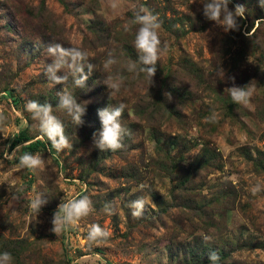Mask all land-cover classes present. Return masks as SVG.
Listing matches in <instances>:
<instances>
[{
    "label": "rangeland",
    "instance_id": "obj_1",
    "mask_svg": "<svg viewBox=\"0 0 264 264\" xmlns=\"http://www.w3.org/2000/svg\"><path fill=\"white\" fill-rule=\"evenodd\" d=\"M203 2L0 0V253L13 264H209V249L225 256L218 264H264V7L230 0V10L246 12L238 30L225 32L204 17ZM146 14L157 17L167 48L152 85L127 70L142 67L134 40L136 17ZM55 43L87 53L94 70L85 69L83 88L71 77L51 84L47 48ZM109 53L117 63L105 69ZM107 77L119 79L118 92L110 95ZM249 85L245 105L226 90ZM63 89L85 106L83 125L57 108ZM31 100L53 107L69 147L47 145L26 110ZM121 104L124 147L101 151L97 110ZM24 153L43 164L20 167ZM37 195L47 200L38 214L30 208ZM84 196L90 214L56 235L58 206ZM94 224L108 232L102 241L88 240Z\"/></svg>",
    "mask_w": 264,
    "mask_h": 264
},
{
    "label": "clouds",
    "instance_id": "obj_2",
    "mask_svg": "<svg viewBox=\"0 0 264 264\" xmlns=\"http://www.w3.org/2000/svg\"><path fill=\"white\" fill-rule=\"evenodd\" d=\"M230 0H204L203 15L204 17L216 25L223 28L225 32L238 30L240 25L238 18L242 17L246 12L243 5H235L234 10L229 9ZM261 6L264 7V0ZM136 23L140 26L135 34L134 47L138 53V63L142 67L137 68V62H130L127 65L129 72H143L146 74L150 85L153 84V78L157 71V64L160 57L167 52L166 46H162L159 37L160 23L156 16L146 14L136 17ZM47 53L50 57V63L47 64L45 73L48 79L54 85H63L69 78H73V83L77 88H83L88 79L85 74L94 70V65L87 62L88 55L76 47H64L59 43L49 45ZM117 60L109 53V58L105 61V69L116 64ZM215 76L221 80L225 77L223 68L215 69ZM234 81V77H231ZM105 85L110 91L118 92L121 82L118 78L107 77L104 80ZM234 103L245 105L249 102L252 95V89L249 86L237 87L233 86L226 89ZM58 106L64 111L72 121L80 126L84 121L82 117L85 115L86 108L78 103L77 99L68 91L62 90L57 93ZM26 110L32 114V118L38 121L41 132L51 142V146L57 151H61L69 147V141L64 134L63 123L53 114V107L50 104H41L31 100L26 104ZM124 111V105H118L112 108H103L97 110V115L101 123V129L93 133V143L96 148L101 151H116L124 147L122 140L127 134V129L122 125L121 117ZM3 119V117H0ZM43 164L42 159L30 153H24L19 157V166L35 171ZM259 191V186L254 189ZM47 203L42 196L37 195L30 204L32 211L39 213L41 207ZM144 200L142 198L133 201L131 208L132 215L139 217L144 209ZM92 211L91 201L87 196L80 199L71 200L67 203H61L58 210L53 215L52 231L57 235L68 227H74L78 222L87 217ZM105 211L113 214L114 209L110 204L105 205ZM108 236V232L99 225H92L89 230L88 240L99 242ZM210 239L205 237V240ZM209 264H218L220 257L216 252L209 253ZM0 264H13V257L9 252L0 253Z\"/></svg>",
    "mask_w": 264,
    "mask_h": 264
},
{
    "label": "trees",
    "instance_id": "obj_3",
    "mask_svg": "<svg viewBox=\"0 0 264 264\" xmlns=\"http://www.w3.org/2000/svg\"><path fill=\"white\" fill-rule=\"evenodd\" d=\"M121 72H124V71H122V70H120L118 73H120V74H122ZM117 73V74H118ZM173 90V92H176V89L175 88H173L172 89ZM20 137V139L19 140H21V141H26L27 139L24 137V135H23V133H21L20 135H19ZM45 140H46V143H47V145H49L50 144V141L48 140V138H45ZM40 144V141H38V140H36V141H34L33 143H30V145H28V148H33V147H35V146H37V145H39ZM207 250V249H206ZM210 252H216L217 253V251L215 250V249H209V250H207V252L204 254V257L205 256H207V253H208V257H209V253ZM218 254V256H219V253H217ZM222 259L223 258H225V256H220ZM208 262H209V259H208Z\"/></svg>",
    "mask_w": 264,
    "mask_h": 264
}]
</instances>
